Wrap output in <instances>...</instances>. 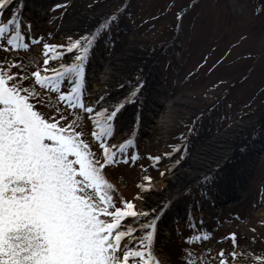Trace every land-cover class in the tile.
Listing matches in <instances>:
<instances>
[{
	"label": "rangeland",
	"instance_id": "rangeland-1",
	"mask_svg": "<svg viewBox=\"0 0 264 264\" xmlns=\"http://www.w3.org/2000/svg\"><path fill=\"white\" fill-rule=\"evenodd\" d=\"M23 3L24 25H31L30 31L26 28L31 46L27 51L15 50L0 42V65L5 68L9 63L21 65L12 72L30 77L25 86L34 82L31 73L44 67V43L64 45L61 41L68 43L70 36L95 34L113 13L119 17L110 30H102L94 44L89 75L90 80H96L105 75V67L108 70L110 67V79L116 78L117 73V89L122 88L128 94L143 69L142 111L138 112V105L130 103L118 115L120 122L129 117L127 123L131 127L133 117L140 113L141 128L149 131L140 138L142 159L137 164L116 163L104 171L106 179L114 185L112 194L117 207H123L125 201H136L143 171L155 177L157 195L171 193L172 203L159 221L154 238V257L159 256L162 264H186L188 252L198 264H220L218 253L223 250L229 264H260L264 260V0H23ZM15 7L14 3L8 9ZM70 27L72 30L68 32ZM40 37H43L40 44L31 43L33 38ZM140 41L146 44L142 53L132 49ZM94 60L104 64L92 74ZM56 63L53 61L52 65ZM127 76L129 79L124 83ZM36 90L41 99L51 95L56 100L57 94H49L38 86ZM150 106L156 114L152 129L146 124ZM36 107L44 113L56 114L44 104L37 103ZM70 112L64 113L69 122ZM82 129L83 139L101 156L87 114ZM167 144L182 149L185 160L182 164L187 165L178 168L175 175L172 173L171 179V174L169 178L159 177L161 170L156 167L162 164L152 167L148 159L149 154H158ZM187 168L189 176L183 174ZM196 174L199 178L191 181ZM191 182L193 186L189 185ZM218 191L226 197L217 208ZM175 192L176 198L172 196ZM191 199L197 201L200 214H204L198 218L208 222V226L202 227L210 231L212 228L209 240L194 245L188 243L189 237L204 232L187 231L181 222ZM138 203L143 206V202ZM153 203L157 207L166 204ZM135 223L132 221L129 226ZM232 233L235 241L231 239ZM232 252L237 253L235 259L229 255ZM140 263L130 260V264Z\"/></svg>",
	"mask_w": 264,
	"mask_h": 264
},
{
	"label": "snow or ice",
	"instance_id": "snow-or-ice-1",
	"mask_svg": "<svg viewBox=\"0 0 264 264\" xmlns=\"http://www.w3.org/2000/svg\"><path fill=\"white\" fill-rule=\"evenodd\" d=\"M14 3L13 14L5 21L4 10ZM24 6L23 0H0V42L27 51L29 43L22 29L30 31L31 25L23 24ZM118 19L113 13L95 34L69 37L67 46L44 43V67L31 73V86H25L30 80L27 74L12 72L21 65H0V264H130V260L158 264L152 249L158 223L167 209L161 204L159 209L137 212L135 204L127 201L117 207L114 185L104 171L116 163L139 159L138 155L127 154L134 146L133 138L111 147L107 140L113 137L114 121L126 104L135 103L138 112L142 111L143 69L124 99L105 105L102 101L106 97L101 96L96 101L100 110L85 103L90 53L102 30H110ZM42 40L33 38L31 43L40 44ZM72 53L73 60L63 62ZM52 61H60L59 66L49 67ZM66 84L67 90L62 91ZM36 86L57 94L56 100L51 95L41 99ZM37 103L54 109L56 114L37 110ZM68 110L70 122L64 114ZM84 114L95 128L92 137L103 149L101 156L83 139ZM149 159L158 164L161 158ZM145 180L151 183L150 176ZM132 221L135 225L129 226ZM210 238L208 233L193 235L188 243ZM231 239L235 241V233ZM185 255L186 264H198L190 253ZM229 255L235 259L237 253ZM218 256L220 264H229L223 250Z\"/></svg>",
	"mask_w": 264,
	"mask_h": 264
},
{
	"label": "bare ground",
	"instance_id": "bare-ground-1",
	"mask_svg": "<svg viewBox=\"0 0 264 264\" xmlns=\"http://www.w3.org/2000/svg\"><path fill=\"white\" fill-rule=\"evenodd\" d=\"M26 8V7H25ZM28 8H30V7H28ZM31 9L33 10V8L31 7ZM72 30V27H70V28H68V32L69 31H71ZM144 41V40H143ZM143 41L140 43V44H138L136 47H134V46H132L133 48V50L136 52V51H139V52H141L142 53V51H141V49H143L144 48V46L143 45H146L145 44V42L143 43ZM134 45H136V43L134 44ZM131 46V45H130ZM94 62H95V60H94ZM104 63H101V62H95L94 63V66H93V68H92V73H96V70H97V68H99L100 66H102ZM105 69H106V71H105V75H103L101 78H98V79H96V83L94 82L93 83V91H97L98 93H101V94H107V88H110V91L109 92H111V93H115V87H113L114 86V84H116V85H118V83H117V81L115 80V79H117V77H118V74L116 73V74H114V76L116 77V78H113V79H110V75H109V70H111V68L109 67V70H108V67H105ZM106 72H108V73H106ZM124 79H129L128 78V76L126 77V78H124ZM131 80H133L132 79V77H131ZM106 81H112V82H110L109 84H108V82H106ZM128 83V82H127ZM151 107V106H150ZM149 107V108H150ZM169 106L168 105H166V108H168ZM153 109V107H151L150 109H149V111H148V114H147V119H146V124L147 125H149L148 127H149V129L151 128H153V126H154V123L156 122L155 121V118H156V114H155V112L152 110ZM160 110H161V108H160ZM163 110V109H162ZM129 119H128V117L127 118H125V123H122L121 124V127H120V130H121V132H123V134L125 135L126 134V131H127V127H128V124H127V121H128ZM134 122V121H133ZM147 133H149V131L148 130H146V128L145 129H142V131L140 130V135L142 136V137H144ZM139 135V136H140ZM186 167H187V165H186ZM189 172V168H187L186 170H184V173L183 174H185V173H188ZM191 172V171H190ZM200 172V171H199ZM197 175V174H196ZM193 176L191 179H193V178H197L198 177V175L197 176ZM203 177H204V175H203ZM207 177V176H206ZM171 179V178H170ZM215 182H216V179L214 180ZM234 193L235 192H231V194L230 195H234ZM156 193H152V194H149L148 195V197L149 198H151V199H153L154 200V198L156 197V195H155ZM226 197V194L224 193L223 195H221L220 193H219V191H218V193L216 194V199H217V201L218 202H220V203H222V201H223V199Z\"/></svg>",
	"mask_w": 264,
	"mask_h": 264
}]
</instances>
